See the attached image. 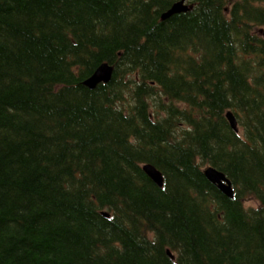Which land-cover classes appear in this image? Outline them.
<instances>
[{
    "label": "trees",
    "instance_id": "trees-1",
    "mask_svg": "<svg viewBox=\"0 0 264 264\" xmlns=\"http://www.w3.org/2000/svg\"><path fill=\"white\" fill-rule=\"evenodd\" d=\"M179 1L0 0V264H264V0Z\"/></svg>",
    "mask_w": 264,
    "mask_h": 264
},
{
    "label": "water",
    "instance_id": "water-1",
    "mask_svg": "<svg viewBox=\"0 0 264 264\" xmlns=\"http://www.w3.org/2000/svg\"><path fill=\"white\" fill-rule=\"evenodd\" d=\"M189 10L190 6L186 4V0H181L175 3L169 11L164 13L162 19L166 20L173 15L185 13ZM113 72L114 66L110 65L109 63H103L97 68V70L93 73L92 76H90L87 80L83 82V84L90 89H95L100 84L109 83L112 80ZM226 118L228 119L233 130L239 132L238 122L233 112H227ZM143 170L156 185H158L159 187H163V175L156 167L150 164H146L144 165ZM204 175L212 184L216 185L223 194L230 198L233 197L234 191L232 188L231 181L223 172L217 170L212 166H209L204 169ZM104 215L108 216V214Z\"/></svg>",
    "mask_w": 264,
    "mask_h": 264
},
{
    "label": "bare ground",
    "instance_id": "bare-ground-1",
    "mask_svg": "<svg viewBox=\"0 0 264 264\" xmlns=\"http://www.w3.org/2000/svg\"><path fill=\"white\" fill-rule=\"evenodd\" d=\"M191 8V7H190Z\"/></svg>",
    "mask_w": 264,
    "mask_h": 264
}]
</instances>
